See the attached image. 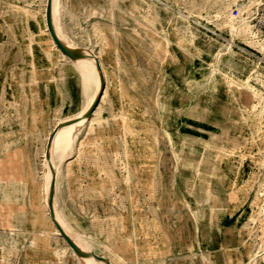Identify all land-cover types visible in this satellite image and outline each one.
<instances>
[{
  "label": "rangeland",
  "instance_id": "rangeland-1",
  "mask_svg": "<svg viewBox=\"0 0 264 264\" xmlns=\"http://www.w3.org/2000/svg\"><path fill=\"white\" fill-rule=\"evenodd\" d=\"M61 1L67 33L80 47L105 39L109 46L103 49L111 50L109 61L105 59L107 94L94 121L97 129L82 143L76 157L66 163L60 180L59 200L65 217L76 222L72 224L81 234L84 231L92 236L94 250H100L103 244L116 248L120 254L111 256L114 264H218L215 243L227 236L226 229L237 216L225 215L222 223L217 218L218 226L209 223L213 238L205 239L200 251L190 250L194 240L192 218L185 202L179 200L180 193L173 192L174 157L158 128L159 100L169 94L163 85L169 69L184 75L189 64L194 66L195 76L208 72L207 60L230 38L227 25L229 17L236 18L234 9H238L239 17L249 18L252 29L264 38L255 26L257 10L264 0H160L166 5L155 0ZM41 6V0H0V256L6 254L13 264H56L49 260L48 246H60L51 232L43 237L40 233L50 231L42 214L40 164L49 125L44 115L46 77L51 75L52 80L48 86L53 104L51 119L57 113L61 118L73 114L88 89L82 74L69 63L62 64L40 32ZM177 12L190 18H180ZM178 31L191 50L176 46ZM232 49L234 52L223 58L221 68L248 86L232 85L236 90L232 101L250 114L249 129L260 128L256 141L246 137L252 147L232 156L240 165L245 187L236 193L232 205L247 213L264 198V55L245 46L239 38ZM196 52L204 58L198 60ZM249 90L256 95L250 97ZM192 100L191 95L185 103ZM125 109L140 115L141 110L146 111L154 122L147 130L148 137L144 121L123 116ZM129 128L134 135H128ZM143 155L154 159L145 162L141 160ZM128 173L130 182L126 180ZM147 177L150 182L143 183ZM181 188L189 203L200 202L199 219L203 222L209 212L202 203L203 187H196V201H190V178H184ZM253 198L258 199L255 205L251 203ZM130 206L136 207L133 215L138 219L135 223L127 220L128 226L122 214ZM153 210L158 212L168 239L152 225ZM210 211L212 219L217 209ZM144 216L148 226L142 225ZM128 229H132L133 236H128ZM249 229L252 233L243 235L244 245L236 241L235 248H225L230 264L240 257L235 253L243 256L240 264H249V252L263 251L264 219L256 218ZM34 237L37 245L31 254L27 243ZM12 242L17 246L14 254ZM128 248L135 254L131 255ZM60 264L74 262L67 255Z\"/></svg>",
  "mask_w": 264,
  "mask_h": 264
},
{
  "label": "bare ground",
  "instance_id": "bare-ground-1",
  "mask_svg": "<svg viewBox=\"0 0 264 264\" xmlns=\"http://www.w3.org/2000/svg\"><path fill=\"white\" fill-rule=\"evenodd\" d=\"M155 1L160 2V0ZM41 3L40 32L43 33L52 52L58 54L61 63H69L75 70L82 74L85 80L84 85H87L88 89L83 92L82 96L84 97L81 99L78 109L73 114L66 118L65 116L61 118L57 113L54 116L55 118L51 119L50 115L53 110V104L50 101L49 96L51 93L48 90V86L51 85L52 80L51 75L46 77V79L48 78V83L44 85V89L47 92V94L44 93L46 94L44 115L45 118H48L49 125L43 138L40 164L43 178L42 214L49 222L50 231L44 229L40 233L43 237L49 235V232H51V234L60 241L59 247L48 246V250H50L49 260L52 263L60 264L62 259L68 255L74 264H114L111 256L116 258V256H118L117 254H120L115 250L116 248L111 249L107 243L108 245L103 244L100 250H94L91 245L92 236L87 235L84 231H82L83 233L81 234L76 226L72 224V222L75 224L76 222L65 217L61 210V200H59V184L64 176V167L66 163L76 157L82 143L86 142L97 129L94 125V121L98 117L101 103L107 94L106 81L108 79V74L105 66V59L107 60L109 58L111 50L109 48L103 49V42L105 39H102L99 44L94 45L92 43L90 47L82 48L85 56L73 59L68 58L56 46L47 29L45 18L47 0H41ZM177 13H179L180 18L185 20L190 18L184 16L181 12ZM64 19L62 1L51 0V22L56 36L67 46L79 48L78 43L67 33ZM248 19L239 16L236 18H228L227 31L230 38L226 39V43L224 42L225 44H221L220 49H218L213 58L207 60V73L195 76L194 66L188 64L189 66H186L184 75L182 73L178 74L176 69H169L163 79V85L165 86L164 92H168L169 94H165L163 98L159 100L160 105L157 119L160 126L158 128L166 137L169 149L174 157L175 174L173 192L178 191L180 193L181 197L179 200L185 202L192 218L191 229L194 240L190 250L193 252L200 251V248L203 247V241L205 239L210 240L214 236L209 225L212 213L210 211L211 209H217V218L220 223H222V218L225 215L228 217L236 215L237 218L235 222L240 219L243 220L244 223L241 226H234L235 240L238 241L241 246L245 243V237L250 236L252 233V230L249 229L250 224L253 223L256 218L258 220L264 219V198L260 200V203H257V198H253L251 203L254 205L257 203V208L247 213L239 211V207L233 208L232 205L236 193L243 191V188H245L240 177V165L234 163L232 156L239 153L242 149H250L252 145L247 142L246 137H250L252 141H256L260 128L257 127L255 130L249 129L251 126L250 114H246L245 107L238 106L237 104L234 105L232 101L236 96V90L231 86L244 87L247 85L246 81L243 83L237 81L233 74H226L221 68L223 58L234 52L232 46L236 38H239L240 42L245 46L264 55V38L260 36L256 30L252 29ZM187 32L192 35L189 27H187ZM175 38L178 48L191 50L190 43L186 42L180 31L175 33ZM108 46L109 45L106 44V47ZM170 54L175 57L173 52H170ZM195 57H197L198 60L204 58L200 52H196ZM97 64H99L103 76L102 86L96 68ZM46 72L49 73V70ZM100 93V100L95 109L89 116H85L84 114ZM248 94L250 97L256 95L255 92L250 90ZM191 95L193 100L190 103H185ZM262 101L264 100L262 99ZM207 105H210L211 108L206 109L205 106ZM140 112L142 115L137 111L125 109L123 116H130L143 120L145 137H148L147 130L150 124L152 126L154 125V122H152L149 115H146V111L141 110ZM123 120V124L125 125V119L123 118ZM133 131L130 128L127 129L128 135H134L135 133ZM51 135L52 138L50 139ZM153 159V156L143 155V157H141V160L145 162L153 161ZM187 169L189 170L187 171ZM130 177L128 173L126 179L128 182H130ZM186 177L193 181L192 192H190L192 198L190 201L197 200L196 187L198 185H201L205 192V198L203 197L202 203L209 212L207 213L206 219L203 220L204 223L199 219L200 202L198 201L196 205L195 203H189L185 197L184 189L181 188L183 180ZM147 181L150 182L148 177L142 180L143 183ZM52 182H54V184L51 189ZM175 183H178L177 187L174 186ZM50 195H52L51 207L48 203ZM131 198L132 194H130V200ZM252 206L253 205H251L250 208ZM133 211H136V207L130 206L128 210L122 214L123 219L126 220V225H128L127 220L132 219L135 223L138 219L137 216L133 215ZM51 212H53V216H51ZM151 216L153 217L152 225L160 230L164 237L168 239L167 233L162 227L163 222L158 212L156 210L151 211ZM54 222L59 225L66 236L85 254L79 255L73 251L61 236ZM141 222L143 226L149 225L148 219L145 218V216ZM246 230H248L247 233L245 232ZM131 232L132 229H128L127 234L129 237L133 236ZM244 234L245 237H243ZM10 236L12 235L10 234ZM11 245V250L14 254L17 250V246L15 243H11ZM36 245L37 239L35 237L29 239L27 243L28 252L32 254L36 249ZM2 247L4 248V245ZM128 249L131 255L135 254L134 250ZM142 249H144V247L141 246V250ZM262 250L263 251L259 254L253 252L248 253L249 264H258L259 260L264 264V249ZM97 257L103 258V260H99ZM240 263L241 261H239L238 264ZM0 264H13V262L9 256L2 253L0 256Z\"/></svg>",
  "mask_w": 264,
  "mask_h": 264
},
{
  "label": "water",
  "instance_id": "water-1",
  "mask_svg": "<svg viewBox=\"0 0 264 264\" xmlns=\"http://www.w3.org/2000/svg\"><path fill=\"white\" fill-rule=\"evenodd\" d=\"M45 18H46V25H47V29L54 41V43L56 44V46L60 49V51L65 54L68 58L70 59H73V58H76V57H80V56H85V53L83 51V49L81 48H71L69 46H67L65 43H63L55 34L54 32V29H53V26H52V22H51V0H47V3H46V12H45ZM97 70H98V73H99V77H100V83H101V86L103 84V76H102V73H101V70H100V67H99V64H97L96 66ZM100 96H101V93L97 96V98L94 100V102L92 103V105L90 106V108L87 110V112L84 114L85 116H89L93 110L95 109L96 105L98 104L99 100H100ZM52 138V135L50 137V139ZM53 184L54 182H52L51 184V189L53 188ZM48 203L51 207V203H52V195L49 196V199H48ZM51 216H53V212H51ZM53 218V217H52ZM57 229L59 230L61 236L65 239V241L68 243V245L73 249V251L76 253V254H85L84 252H82V250L76 246L67 236L66 234L62 231V229L59 227V225L54 222ZM97 259L99 260H103V258H99L97 257ZM108 264V263H106Z\"/></svg>",
  "mask_w": 264,
  "mask_h": 264
},
{
  "label": "crops",
  "instance_id": "crops-1",
  "mask_svg": "<svg viewBox=\"0 0 264 264\" xmlns=\"http://www.w3.org/2000/svg\"><path fill=\"white\" fill-rule=\"evenodd\" d=\"M73 40L76 41L75 39H73ZM104 45L106 46V43L105 42H103V46ZM78 46H79V43H78ZM86 47L87 46H85V47H80L79 46V48H81V49L82 48L84 49ZM70 90L73 91L74 88L71 87ZM242 224H243V220L242 219H240V220H238L236 222H231L229 224L228 228L226 229V231H227L226 235L227 236L223 240L216 241V243H215V246L216 247L215 248H216L217 253H218L217 254L218 264H225V263L226 264H230L229 263V260H228V255L225 253V248H227V247L235 248L234 247L235 246L234 243L236 242V240H235V234H234L235 233V227H239ZM210 225H212V226H218L219 225V223L217 221V213H216V211L213 213V217H212V219L210 221ZM11 239L13 241V238H11ZM12 243H15V242H12ZM222 244H224L225 247H223ZM204 251L206 253L208 252L206 248H204ZM235 255L240 256L239 258L236 257V259H235V264H238L239 261H242L243 260V256L241 254L239 255L238 253L237 254L235 253Z\"/></svg>",
  "mask_w": 264,
  "mask_h": 264
},
{
  "label": "built area",
  "instance_id": "built-area-1",
  "mask_svg": "<svg viewBox=\"0 0 264 264\" xmlns=\"http://www.w3.org/2000/svg\"><path fill=\"white\" fill-rule=\"evenodd\" d=\"M233 16L234 17L239 16L238 9L233 10ZM255 19H256L255 20V26H256L257 30L264 33V2L259 6Z\"/></svg>",
  "mask_w": 264,
  "mask_h": 264
}]
</instances>
